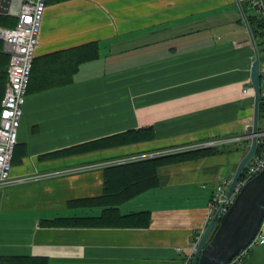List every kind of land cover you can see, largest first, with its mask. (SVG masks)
Listing matches in <instances>:
<instances>
[{
  "label": "crops",
  "instance_id": "obj_1",
  "mask_svg": "<svg viewBox=\"0 0 264 264\" xmlns=\"http://www.w3.org/2000/svg\"><path fill=\"white\" fill-rule=\"evenodd\" d=\"M238 10L236 0L47 3L38 58L93 41L102 43L101 56L78 66L42 60L49 80L30 81L11 175L40 176L0 188V257L21 264L185 263L216 187L233 178L252 141L254 49L246 24L234 20ZM57 72L71 78L55 84ZM147 127L149 140L77 149ZM238 135L247 138L225 142ZM212 140L224 141L216 152L162 161L158 183L125 200L128 193L117 194L143 176L145 159L128 158ZM110 207L141 214L144 224L85 223ZM62 218L83 224H54ZM241 264H264V244L245 252Z\"/></svg>",
  "mask_w": 264,
  "mask_h": 264
},
{
  "label": "built area",
  "instance_id": "obj_2",
  "mask_svg": "<svg viewBox=\"0 0 264 264\" xmlns=\"http://www.w3.org/2000/svg\"><path fill=\"white\" fill-rule=\"evenodd\" d=\"M249 4L251 8L256 10L259 18L264 21V0H249ZM46 7L47 0H22L19 14L16 16L18 19L16 25L0 26V39L4 41V50L10 56L8 65L9 79L6 84L0 108V188H4L11 184L24 183L39 178L40 176L28 175L23 177H13L11 175V170L13 167V155L18 141V130L24 114L23 106L29 88L34 59L37 56V47L42 31ZM261 36L263 39L262 43L264 50V26L261 28ZM255 47L258 48L260 53V96L261 100H264V65H262L264 63V54H261L257 43L256 45H253V49ZM248 90V87H245L243 92L247 93ZM249 136L252 137V133L248 135V137ZM245 138H247L246 135H238L237 137L227 139L225 142L230 140L242 141ZM221 143H224V141L212 140L189 147L141 154L130 157L128 160L153 158L175 151L213 147ZM263 170L264 128H260L257 136V149L243 169L242 174L234 187L233 193L229 195L228 192L232 179H225L216 187L210 201V213L207 218L206 227L215 215H217V219H219L224 213H226L242 187ZM206 227L201 230L192 251L186 255L184 264H192L198 243L205 232ZM263 244L264 219L252 243L243 252L236 255L228 264H241L245 252L256 245Z\"/></svg>",
  "mask_w": 264,
  "mask_h": 264
},
{
  "label": "trees",
  "instance_id": "obj_3",
  "mask_svg": "<svg viewBox=\"0 0 264 264\" xmlns=\"http://www.w3.org/2000/svg\"><path fill=\"white\" fill-rule=\"evenodd\" d=\"M64 0H47V3H56L61 2ZM242 6L245 10L248 22L250 24V27L253 31L255 39L261 34V28L264 26V21L259 18L258 14H251L249 13V9H253L250 7L249 0H241ZM254 10V9H253ZM235 21L241 23H244L243 17L241 15L240 11H237ZM18 19L16 16H12L9 14H3L0 13V26H14L16 25ZM101 45L100 41H93L88 44L69 49L67 51H62L59 54L51 55V57L48 59L45 58H38L37 56L34 59L33 68L31 72V78L30 81L34 82H45V80H49L46 77V74L44 71L41 70V67L39 66L40 63H42V60H47L48 64L52 65V63L66 59L67 61L66 66L68 63H75L76 66H78L80 63L87 62L89 60H95L101 56ZM56 58H58L56 60ZM10 56L9 54L4 50V41L0 39V108H1V102L2 98L5 93L6 84L8 82L9 76H8V65H9ZM42 66V64H41ZM53 66V65H52ZM58 72L56 73V82L53 81L49 82V85L53 82L55 84H60L63 82L69 81L71 78L70 74H64L61 76H58ZM44 77H46L44 79ZM52 77V76H51ZM43 80V81H42ZM43 82V85H44ZM30 86V84H29ZM45 86V85H44ZM264 117V100H261L260 105V119L262 120ZM260 120V121H261ZM154 132L152 128H142L138 130H129L123 133H119L116 135L108 136L105 138H102L100 140H95L92 142H89V144H85L82 147H77V149H91L95 147H114V146H120L123 144H129V143H135L143 140H149L153 138ZM218 149H215L213 147H207V148H201L196 150H191L187 152H181V153H174L167 156L162 157H156L153 159H145L141 161L142 167H144L143 176L139 179H136L132 183L126 184L124 187H120V191L117 192L118 195L120 194H126L122 200H125L127 198H130L134 196L135 194L151 187L152 185L158 183V174H157V168L162 163V161L167 162H178L181 160H186L188 158H196L208 154H212L216 152ZM113 194V192H111ZM94 201V200H93ZM97 203H101L102 200L96 199ZM55 225H62L63 223H71V225H80L83 224V221L80 219H74V220H68V219H57L53 221ZM93 224H100V225H114V224H122V225H139L144 224V217L141 216V214H129V215H122L117 207H110L107 208L105 213L100 217H94L90 219V221ZM45 260L42 262L44 264ZM0 264H21L18 259L13 257H0ZM29 264V263H27Z\"/></svg>",
  "mask_w": 264,
  "mask_h": 264
},
{
  "label": "water",
  "instance_id": "obj_4",
  "mask_svg": "<svg viewBox=\"0 0 264 264\" xmlns=\"http://www.w3.org/2000/svg\"><path fill=\"white\" fill-rule=\"evenodd\" d=\"M248 30L252 45H256L253 31L248 22L241 0H236ZM22 0H0V13L17 16ZM251 64V82L254 90V122L252 141L242 157L229 187V195L239 180L243 169L257 149L260 120V53L254 48ZM264 219V170L250 179L237 194L233 204L219 219L213 217L206 227L197 247L192 264H228L243 252L254 240Z\"/></svg>",
  "mask_w": 264,
  "mask_h": 264
},
{
  "label": "rangeland",
  "instance_id": "obj_5",
  "mask_svg": "<svg viewBox=\"0 0 264 264\" xmlns=\"http://www.w3.org/2000/svg\"><path fill=\"white\" fill-rule=\"evenodd\" d=\"M236 6H237V8H239V6H238V4H237V1H236ZM239 11H240V9H239ZM249 13H251V14H255V13H257L256 12V10L254 9H249ZM244 20V19H243ZM244 22V21H243ZM245 23V22H244ZM263 39H262V36H261V34H259V36L257 37V39H256V43H257V45H258V47H259V49H260V51H261V54H264V50H263ZM5 48V47H4ZM262 65H264V63L262 64ZM259 123H260V120H259ZM264 123V117H263V119L261 120V124H263Z\"/></svg>",
  "mask_w": 264,
  "mask_h": 264
},
{
  "label": "bare ground",
  "instance_id": "obj_6",
  "mask_svg": "<svg viewBox=\"0 0 264 264\" xmlns=\"http://www.w3.org/2000/svg\"><path fill=\"white\" fill-rule=\"evenodd\" d=\"M239 11V10H238ZM248 131V130H247Z\"/></svg>",
  "mask_w": 264,
  "mask_h": 264
}]
</instances>
